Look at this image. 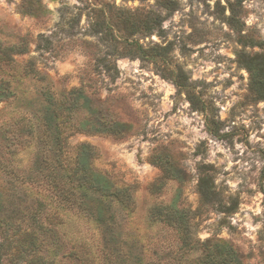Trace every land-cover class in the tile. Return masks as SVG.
Here are the masks:
<instances>
[{
    "label": "rangeland",
    "instance_id": "rangeland-1",
    "mask_svg": "<svg viewBox=\"0 0 264 264\" xmlns=\"http://www.w3.org/2000/svg\"><path fill=\"white\" fill-rule=\"evenodd\" d=\"M172 1L177 2L175 10L163 7L166 0H0V53L11 45L24 48L22 40L28 44V53L16 55L15 62L0 59V83L9 81L17 94L0 102L1 161L20 168L21 174L32 167L39 142L31 137L22 141L19 129L35 124L40 108L36 95L48 86L60 99L73 88H83L107 120L133 127L122 137L82 132L69 139L72 145L87 143L98 150L96 170L139 187L133 212L116 208L123 251L133 245L138 252L144 250V261L164 263L177 235L152 222L149 212L180 194L178 206L192 215L197 239L228 242L243 264H264V100L251 92L250 74L238 60L241 52L264 53V0H232L233 24L227 0ZM119 10L132 12L131 23L150 13L161 15L162 29L150 34L142 25L131 33L134 29L119 23ZM100 19L111 21L114 32L96 33ZM238 29L263 47H244ZM125 42L148 50L160 45L168 49L166 58L113 57L116 45L124 52ZM111 58L117 73L106 71ZM29 59L35 60L45 81L26 77ZM180 71L201 98V109L173 81L172 74ZM155 155H170L186 176L183 183L168 181L160 196L148 190L161 176L151 161ZM204 166L212 168L223 206L201 199L198 183ZM5 177L0 169V188ZM37 190H25L28 205ZM77 224L97 247L101 236L96 226ZM77 224L67 232L79 230Z\"/></svg>",
    "mask_w": 264,
    "mask_h": 264
},
{
    "label": "trees",
    "instance_id": "trees-1",
    "mask_svg": "<svg viewBox=\"0 0 264 264\" xmlns=\"http://www.w3.org/2000/svg\"><path fill=\"white\" fill-rule=\"evenodd\" d=\"M231 11L229 24L235 22L236 11L232 0H227ZM166 9L175 10L177 2L166 0ZM104 14V11L101 10ZM120 22L128 25L131 33L139 32L142 25L148 33L160 31L163 25L161 15L149 16L129 22L132 12L119 10ZM106 16V15H105ZM111 20V19H110ZM94 29L96 33L113 31V23L107 19L99 20ZM128 30V31H130ZM239 42L244 47H263L262 42L242 34L238 29ZM24 48L11 45L0 53V59L7 63L15 62V57L28 53V44L22 40ZM46 45L51 42L46 39ZM120 44V42L118 43ZM124 52L118 49L113 57L119 58H162L167 55L166 48L156 45L151 50L139 43L125 42ZM48 49V48H47ZM239 63L250 74V90L257 100H264V53L238 55ZM107 66V72L117 73L114 61ZM113 62V63H112ZM26 77L45 81L46 76L36 68L35 60L29 59L24 67ZM175 84L186 92L192 106L199 110L202 100L189 84L184 72L173 73ZM9 81L0 83V102L15 99L17 94L10 89ZM46 87L36 102L38 115L35 124L23 125L19 129L22 141L29 137L39 142L33 165L21 174L20 168H10L1 161L0 169L7 180L0 188V264H57L68 260L73 264H243L239 251L230 243L221 240L202 242L194 233L193 218L189 211L178 206L180 194L170 204L160 202L150 208L149 219L171 228L176 232V244L170 245V257L165 262L144 261V250L138 252L135 246L122 250L118 240L120 227L117 222V209H136L135 193L137 184L117 182L93 167L98 150L87 143L72 145L69 139L78 133H89L122 137L133 129L131 124L107 120L102 112L93 106V101L83 88H73L63 93L60 99ZM30 123V122H29ZM10 153V151L8 152ZM161 176L149 185L153 196H160L168 181L183 183L185 172L178 167L170 155L152 157ZM212 168L204 166L198 183V191L204 204L219 202L223 206L217 190ZM10 177V179H9ZM36 187L38 190L28 205L25 190ZM230 210V209H228ZM76 218V221H73ZM94 224L100 233V242L94 248L83 229L77 223ZM79 230H67L73 225ZM114 242L113 244L109 243ZM195 253H199L195 256Z\"/></svg>",
    "mask_w": 264,
    "mask_h": 264
}]
</instances>
